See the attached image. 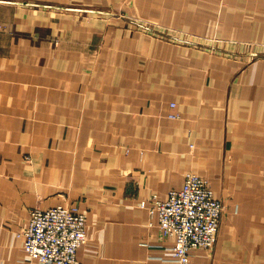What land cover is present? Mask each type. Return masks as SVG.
<instances>
[{
    "label": "crops",
    "instance_id": "obj_1",
    "mask_svg": "<svg viewBox=\"0 0 264 264\" xmlns=\"http://www.w3.org/2000/svg\"><path fill=\"white\" fill-rule=\"evenodd\" d=\"M187 172L223 205L191 264H264V0H0V264L57 204L78 264H176L148 207Z\"/></svg>",
    "mask_w": 264,
    "mask_h": 264
},
{
    "label": "built area",
    "instance_id": "obj_2",
    "mask_svg": "<svg viewBox=\"0 0 264 264\" xmlns=\"http://www.w3.org/2000/svg\"><path fill=\"white\" fill-rule=\"evenodd\" d=\"M151 198L149 213L156 214L162 235L175 238L171 249L176 264H191L193 248L214 246L223 205L206 179L187 172L182 186L169 190L166 199ZM22 235L25 252L38 264H78L76 251L86 241L85 215L62 204L34 207Z\"/></svg>",
    "mask_w": 264,
    "mask_h": 264
},
{
    "label": "rangeland",
    "instance_id": "obj_3",
    "mask_svg": "<svg viewBox=\"0 0 264 264\" xmlns=\"http://www.w3.org/2000/svg\"><path fill=\"white\" fill-rule=\"evenodd\" d=\"M83 13L84 12H90V13H95V14H98L99 12H101V11H99V10H95V9H80Z\"/></svg>",
    "mask_w": 264,
    "mask_h": 264
}]
</instances>
